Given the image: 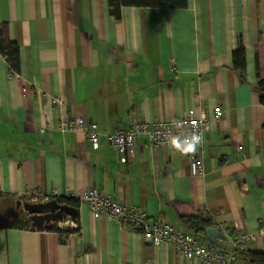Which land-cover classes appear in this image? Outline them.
Here are the masks:
<instances>
[{
	"label": "crops",
	"instance_id": "0c3cea01",
	"mask_svg": "<svg viewBox=\"0 0 264 264\" xmlns=\"http://www.w3.org/2000/svg\"><path fill=\"white\" fill-rule=\"evenodd\" d=\"M186 3L123 7L115 19L107 0H0V26L20 62L14 74L0 54V197L79 200L93 187L182 230L190 232L181 218L202 215L226 237L254 235L234 264H248L245 250L264 252V106L255 91L264 79V0ZM239 46L242 78L232 68ZM215 107L221 116L197 152L200 176L171 145L141 137L122 159L106 139L132 123ZM76 116L96 126L97 145L55 129ZM77 210L68 236L0 229V264H205L146 244L83 202Z\"/></svg>",
	"mask_w": 264,
	"mask_h": 264
},
{
	"label": "built area",
	"instance_id": "2783aa9c",
	"mask_svg": "<svg viewBox=\"0 0 264 264\" xmlns=\"http://www.w3.org/2000/svg\"><path fill=\"white\" fill-rule=\"evenodd\" d=\"M220 116V108L215 107L211 114L201 112L199 115H195L192 111L180 118L152 123H132L128 127L115 130L106 139L109 146L123 159L141 137H146L150 145L159 148L171 145L172 137L178 136L184 140L185 138L190 139L193 135L198 136L200 141L196 145L195 152L187 153V157L191 176H200L204 169L197 152L203 142L208 124L212 120H219ZM55 129L61 134H81L92 145H97L99 141L96 126L81 116L59 120ZM45 130L46 127L42 126L39 132L43 133ZM27 197L30 203H43L50 200L42 198L34 192H28ZM79 201L85 203L94 212L105 215L121 226L139 231L146 244L170 247L183 258L196 259L205 264H234L235 251L243 249L247 243L255 240L254 235L240 234L234 241L225 236V239L218 241L217 244H206L198 240L191 232L161 220H151L143 211L119 204L93 187L85 190ZM54 228L77 229V225L67 218L55 223ZM219 242H222V245L218 244Z\"/></svg>",
	"mask_w": 264,
	"mask_h": 264
},
{
	"label": "trees",
	"instance_id": "16d2710c",
	"mask_svg": "<svg viewBox=\"0 0 264 264\" xmlns=\"http://www.w3.org/2000/svg\"><path fill=\"white\" fill-rule=\"evenodd\" d=\"M109 13L115 19H119L120 11L123 7L150 8V9H185L186 0H107ZM0 54L5 57L11 71L14 74L20 72V62L18 54V45L11 41L7 36L5 26H0ZM232 68L243 77L245 70V52L244 48L239 46L232 54ZM259 103L264 106V79H259L255 86ZM58 203L68 205L78 209L80 201L71 197H54ZM29 202L28 197H19L15 203ZM17 207L15 221L0 220V229H25V230H47L58 233L60 236H68L77 231V229L64 228L55 229L54 224H50L41 229L32 228L28 215ZM78 217L75 219L77 223ZM181 223L190 230V232L200 241H204L206 237V229L213 226L209 217L202 215L181 218ZM230 235H234L230 233ZM238 249L235 251V256ZM243 260L248 264H264V252L260 251H243Z\"/></svg>",
	"mask_w": 264,
	"mask_h": 264
},
{
	"label": "water",
	"instance_id": "95a60500",
	"mask_svg": "<svg viewBox=\"0 0 264 264\" xmlns=\"http://www.w3.org/2000/svg\"><path fill=\"white\" fill-rule=\"evenodd\" d=\"M17 207L28 215L32 228L41 229L50 224L61 222L67 218L75 223L78 216V210L68 205L60 204L55 199H50L43 203H16ZM206 235L212 242L216 240H224L225 235L217 232L214 228H207Z\"/></svg>",
	"mask_w": 264,
	"mask_h": 264
},
{
	"label": "rangeland",
	"instance_id": "374dc122",
	"mask_svg": "<svg viewBox=\"0 0 264 264\" xmlns=\"http://www.w3.org/2000/svg\"><path fill=\"white\" fill-rule=\"evenodd\" d=\"M16 200L17 198H11L10 200L8 198L0 197V220L15 221L16 213H17V208L15 207ZM237 236L229 235L228 237L230 240L234 241L235 238H237ZM239 250H242V249H239Z\"/></svg>",
	"mask_w": 264,
	"mask_h": 264
},
{
	"label": "clouds",
	"instance_id": "9594fccd",
	"mask_svg": "<svg viewBox=\"0 0 264 264\" xmlns=\"http://www.w3.org/2000/svg\"><path fill=\"white\" fill-rule=\"evenodd\" d=\"M200 137L193 135L190 139L185 138L181 140L180 137H172L170 140L171 146L176 148L177 150L187 154L191 152H195L196 145L199 143Z\"/></svg>",
	"mask_w": 264,
	"mask_h": 264
}]
</instances>
